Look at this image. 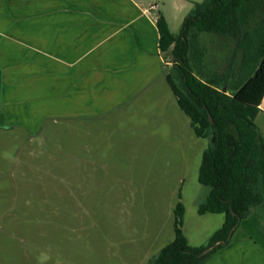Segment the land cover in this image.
<instances>
[{"label":"rangeland","instance_id":"rangeland-1","mask_svg":"<svg viewBox=\"0 0 264 264\" xmlns=\"http://www.w3.org/2000/svg\"><path fill=\"white\" fill-rule=\"evenodd\" d=\"M155 1L178 34L203 0ZM212 44L207 60L224 71L235 41ZM164 60L168 73L169 53ZM42 108L53 116L64 110ZM262 111L256 124L264 140ZM53 119L27 121L38 128L18 138L0 133V264H148L175 239L179 202L192 247L223 226L224 215L198 212L209 191L198 178L211 140L196 136L166 81L103 116ZM249 231L264 245L260 229Z\"/></svg>","mask_w":264,"mask_h":264},{"label":"crops","instance_id":"crops-1","mask_svg":"<svg viewBox=\"0 0 264 264\" xmlns=\"http://www.w3.org/2000/svg\"><path fill=\"white\" fill-rule=\"evenodd\" d=\"M153 5L164 15L155 0H0V133L97 118L166 81ZM43 104L63 114L46 115ZM252 226L264 233V207L205 264H264Z\"/></svg>","mask_w":264,"mask_h":264},{"label":"trees","instance_id":"trees-1","mask_svg":"<svg viewBox=\"0 0 264 264\" xmlns=\"http://www.w3.org/2000/svg\"><path fill=\"white\" fill-rule=\"evenodd\" d=\"M261 12L264 0H203L178 34L163 14L158 16L159 48L172 59L166 81L196 136L211 140L198 178L209 192L198 212L224 215L225 221L207 245L192 247L183 231L186 209L179 202L175 239L148 264H205L231 242L236 226L264 207V140L256 124L264 100V17L252 23ZM208 35L217 37L205 40ZM227 37L235 41L233 56L218 72L207 58L212 43ZM218 242L225 245L203 255Z\"/></svg>","mask_w":264,"mask_h":264},{"label":"water","instance_id":"water-1","mask_svg":"<svg viewBox=\"0 0 264 264\" xmlns=\"http://www.w3.org/2000/svg\"><path fill=\"white\" fill-rule=\"evenodd\" d=\"M173 61H175V60H173ZM226 91H227V89L224 88V89H223V92L225 93ZM211 121H212V118H211ZM237 227H238V226H236V227L230 232L229 237H228V241H231V239H232V237H233V234H234V231L237 229ZM219 245H225V242H218V243L215 244L213 247L207 249V250L203 253V255L208 254L213 248H216V247H218Z\"/></svg>","mask_w":264,"mask_h":264},{"label":"built area","instance_id":"built-area-1","mask_svg":"<svg viewBox=\"0 0 264 264\" xmlns=\"http://www.w3.org/2000/svg\"><path fill=\"white\" fill-rule=\"evenodd\" d=\"M158 9H159L158 5H153V6L149 9V11H147V12H149V13H150V12H157V11H159ZM154 19H155L156 21L158 20L157 15H155Z\"/></svg>","mask_w":264,"mask_h":264}]
</instances>
